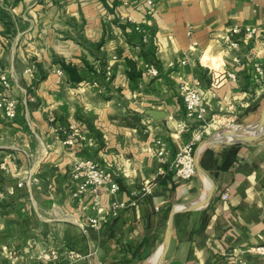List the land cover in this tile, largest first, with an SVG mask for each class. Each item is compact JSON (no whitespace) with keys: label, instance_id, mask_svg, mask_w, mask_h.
<instances>
[{"label":"crops","instance_id":"1","mask_svg":"<svg viewBox=\"0 0 264 264\" xmlns=\"http://www.w3.org/2000/svg\"><path fill=\"white\" fill-rule=\"evenodd\" d=\"M236 23L264 26V0H156L153 12L145 0L0 5V76L19 99L16 118L0 109V188H14L0 200V264H157L176 206L161 264H264L253 249L264 244V134L209 141L225 126L247 125L237 140L255 133L264 115V35L230 48ZM182 81L200 85L207 124L187 117ZM71 125L85 141H64ZM193 138L210 166L184 179L175 157ZM82 155L120 190L76 196L69 172Z\"/></svg>","mask_w":264,"mask_h":264},{"label":"built area","instance_id":"2","mask_svg":"<svg viewBox=\"0 0 264 264\" xmlns=\"http://www.w3.org/2000/svg\"><path fill=\"white\" fill-rule=\"evenodd\" d=\"M130 0H127L129 2ZM5 0H0V5H2ZM146 6L149 12L154 11L156 5V0H145ZM144 41L148 40V34L145 28H140ZM264 35V26H258L253 24H240L236 23L227 27L224 33V40L230 48L238 49L241 45V39H254L260 35ZM188 55L182 59V63H187ZM148 72L152 75L159 74V67L154 62H148L146 65ZM29 72H32V68H28ZM61 72L60 69L57 70ZM257 72L263 73L262 66L257 65ZM229 76L236 78L235 72H229ZM11 86L10 79L7 75L3 74L0 76V109L5 113V116L9 119H14L18 115L19 99L8 94V89ZM180 89L183 96V102L185 105L186 115L190 120L200 121L207 124V108L203 101V95L200 85L197 82L192 81H182L180 84ZM189 123L187 121H181L178 124V128L181 131L187 130L189 128ZM70 133L66 135L65 142L69 145H75L77 141H85V132L78 126H69ZM68 132V131H67ZM66 132V133H67ZM195 138L190 140L182 150L176 153V173L178 176L189 179L197 173V162L199 161L200 151L202 145L199 149L195 151ZM210 140V139H209ZM160 144V149L158 151L159 155H164L166 152V147L162 139H158ZM69 177L72 182L76 185V191L74 194L76 196L85 195L86 193L93 191L98 195V193L108 191L116 192L120 190V183L115 180L112 173L104 167L94 156L82 155L77 158L75 163L72 165ZM18 186H23L24 181H19ZM14 188L11 187L9 190L0 188V200L4 199L9 193L13 192ZM224 197L228 196V192H225ZM98 203V199L96 200ZM92 225H98L99 218H91ZM258 253L264 254V244L253 247Z\"/></svg>","mask_w":264,"mask_h":264},{"label":"water","instance_id":"3","mask_svg":"<svg viewBox=\"0 0 264 264\" xmlns=\"http://www.w3.org/2000/svg\"><path fill=\"white\" fill-rule=\"evenodd\" d=\"M147 113L150 114L154 119H160V118H163L167 115V112L166 111H163V110H159V109H148L147 110ZM259 125V129L255 132V133H252V134H245L243 136L242 139L240 140H236V141H230V140H227V139H223L221 141H217V142H221V143H226V144H229V143H235V142H239V141H251L255 138H258L260 137L261 135L264 134V115L261 119V121L258 123ZM240 129H242L241 127L239 128V131ZM225 132H228V131H222V134L225 133ZM216 136H213L210 138V142H213V141H216ZM197 169L199 171H204L203 167L201 166V163L200 161L197 162ZM212 186H213V181H212ZM212 187L211 189L209 190V192L204 195L202 197V199L200 201H197L196 203H192L191 205H189V207H193V206H199L201 204H203L207 198L212 194ZM181 207H174V209L172 210V213H171V216H170V219H169V223H168V227H167V232H166V237H165V241H164V244L162 246V249H161V252H160V255H159V259H158V262L157 264H161L163 259H164V256H165V253H166V250L170 244V241H171V237H172V224H173V217H174V214L177 210H179Z\"/></svg>","mask_w":264,"mask_h":264},{"label":"bare ground","instance_id":"4","mask_svg":"<svg viewBox=\"0 0 264 264\" xmlns=\"http://www.w3.org/2000/svg\"><path fill=\"white\" fill-rule=\"evenodd\" d=\"M241 132L239 131V127L238 125H233L229 130L228 132H225L223 133L222 135L216 137V141L214 142H217V141H221L223 139H227V140H237L240 136Z\"/></svg>","mask_w":264,"mask_h":264},{"label":"trees","instance_id":"5","mask_svg":"<svg viewBox=\"0 0 264 264\" xmlns=\"http://www.w3.org/2000/svg\"><path fill=\"white\" fill-rule=\"evenodd\" d=\"M101 44H102V42H98V43H96L95 45L96 46H101ZM66 67L69 69V70H71V71H73V72H76V68L74 67V66H72V65H70V64H66ZM76 78L77 79H82V77L81 76H79V75H77L76 76ZM211 152V150L210 149H207L205 152H204V154L201 156V163H202V165L204 166V167H209L210 166V162H208V161H206V154H207V152ZM213 153V152H212ZM211 160H212V163H214V159H213V156H212V158H211ZM209 161H210V159H209Z\"/></svg>","mask_w":264,"mask_h":264},{"label":"rangeland","instance_id":"6","mask_svg":"<svg viewBox=\"0 0 264 264\" xmlns=\"http://www.w3.org/2000/svg\"><path fill=\"white\" fill-rule=\"evenodd\" d=\"M247 125H245V126H240V127H242V129H240V132H243V131H245V127H246ZM232 127V125L231 126H225V127H221V129L222 130H224V131H228L230 128ZM208 141V140H207Z\"/></svg>","mask_w":264,"mask_h":264}]
</instances>
